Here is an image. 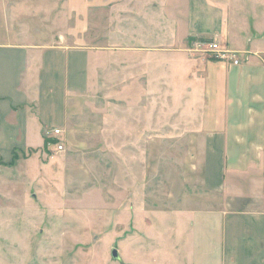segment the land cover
<instances>
[{
    "label": "rangeland",
    "instance_id": "1",
    "mask_svg": "<svg viewBox=\"0 0 264 264\" xmlns=\"http://www.w3.org/2000/svg\"><path fill=\"white\" fill-rule=\"evenodd\" d=\"M33 1L37 12L17 20L44 37L50 29L75 28L80 36L65 43L89 45L97 55L86 89L69 97L63 141L49 130L45 135L56 140L46 149L20 153L13 166L0 164V264H122L113 249L124 264L186 262L182 214L203 207L205 195L195 136L185 133L179 105L165 99L163 81L147 85L138 62L147 56L133 55L136 2L92 0L87 8L84 0ZM31 2L19 4L25 9ZM134 40L143 51L156 46L151 51L166 64L168 49L179 45ZM205 41L191 48L216 59ZM167 66L155 59V77L168 76ZM56 142L61 150H54ZM170 225L171 236L164 231Z\"/></svg>",
    "mask_w": 264,
    "mask_h": 264
},
{
    "label": "crops",
    "instance_id": "2",
    "mask_svg": "<svg viewBox=\"0 0 264 264\" xmlns=\"http://www.w3.org/2000/svg\"><path fill=\"white\" fill-rule=\"evenodd\" d=\"M134 1L133 55L147 56V62L138 57L147 85L163 81L169 88L165 99L188 120L185 133L195 136V167L205 191L203 207L182 214L189 256L181 264H264V0ZM19 2L0 0L4 164L15 148L42 147L53 128H60L57 138L63 141L69 97L86 89L97 55L89 45L65 43L80 36L75 28L59 34L50 29L46 37L32 31L17 17L37 12L35 2L25 9ZM92 3L84 0L83 6ZM134 38L151 46L161 40L179 45L168 49L166 64L151 51L156 46L143 51ZM195 40H218L241 55L240 62L209 58L191 48ZM155 59L168 65V76L155 77ZM172 229L164 231L171 236Z\"/></svg>",
    "mask_w": 264,
    "mask_h": 264
},
{
    "label": "built area",
    "instance_id": "3",
    "mask_svg": "<svg viewBox=\"0 0 264 264\" xmlns=\"http://www.w3.org/2000/svg\"><path fill=\"white\" fill-rule=\"evenodd\" d=\"M205 44L208 45L207 51L212 52L216 59L227 61L232 60L234 64L239 63L238 59H236L235 52L220 44L218 40L205 41ZM60 133L61 132L59 128H54L53 130L47 132V135L56 136ZM52 144L55 145V151L61 150L63 148V145L60 143L56 142Z\"/></svg>",
    "mask_w": 264,
    "mask_h": 264
},
{
    "label": "trees",
    "instance_id": "4",
    "mask_svg": "<svg viewBox=\"0 0 264 264\" xmlns=\"http://www.w3.org/2000/svg\"><path fill=\"white\" fill-rule=\"evenodd\" d=\"M50 139V140H49ZM55 138H48V136H44V142H43V146L44 149L47 148V143L48 142H55ZM29 152H33L32 149H29ZM22 153L23 157H26L25 152L23 150H19V149H13L12 151V156H11V160L7 163V165L13 166L16 164V161L19 159V154ZM0 164H4L2 160H0Z\"/></svg>",
    "mask_w": 264,
    "mask_h": 264
},
{
    "label": "water",
    "instance_id": "5",
    "mask_svg": "<svg viewBox=\"0 0 264 264\" xmlns=\"http://www.w3.org/2000/svg\"><path fill=\"white\" fill-rule=\"evenodd\" d=\"M112 257H113V259H118V260L120 259L116 249L112 250Z\"/></svg>",
    "mask_w": 264,
    "mask_h": 264
}]
</instances>
